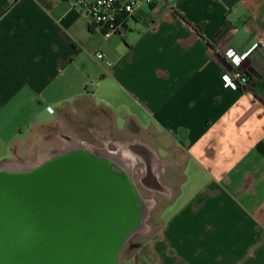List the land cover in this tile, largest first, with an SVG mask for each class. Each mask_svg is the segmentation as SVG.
Listing matches in <instances>:
<instances>
[{"label": "crops", "instance_id": "obj_1", "mask_svg": "<svg viewBox=\"0 0 264 264\" xmlns=\"http://www.w3.org/2000/svg\"><path fill=\"white\" fill-rule=\"evenodd\" d=\"M119 37L66 1L0 0V166L99 112L148 175L182 164L151 264H264V0L142 1Z\"/></svg>", "mask_w": 264, "mask_h": 264}, {"label": "water", "instance_id": "obj_2", "mask_svg": "<svg viewBox=\"0 0 264 264\" xmlns=\"http://www.w3.org/2000/svg\"><path fill=\"white\" fill-rule=\"evenodd\" d=\"M12 166H0V264H122L148 211L120 163L74 148Z\"/></svg>", "mask_w": 264, "mask_h": 264}, {"label": "rangeland", "instance_id": "obj_3", "mask_svg": "<svg viewBox=\"0 0 264 264\" xmlns=\"http://www.w3.org/2000/svg\"><path fill=\"white\" fill-rule=\"evenodd\" d=\"M112 38L119 39L120 37L119 35H115ZM94 113H95L94 116L92 113L87 114L85 116H80V114L75 115L74 118H78V119L82 118L79 124L77 125L75 124L76 126L67 125L64 123V119L67 118V114L65 113L64 116L65 118L61 119L60 121L61 126L58 129L63 130L73 136L76 135L78 136L81 134L83 135L81 137H85L82 139L87 138V140H89L90 145L100 149L103 148L107 149L109 152L111 151V153H116V154L120 153V151L118 150L119 147L116 148L113 144L108 146L106 145L103 146V144H101L100 141L93 139L92 136L90 135L85 136V134H83V130L84 131L86 130V126H89L90 122L93 123L98 121L99 125L97 126V130L101 131L102 133H106L107 135L109 134L108 136L109 138L107 141H114L116 145H122L123 150H128L130 148L128 147V145L133 144V142L136 141V140L130 141V139H132L135 136L134 133L131 134L129 132L128 138H122L118 135L117 132H111L110 134L108 131L99 128L100 124H102L104 120H107V122L109 123V120L107 119L108 116L102 115L101 117H98L96 115L99 112H94ZM90 118L92 119V121L90 120ZM103 125H104L103 127L106 128L107 123H103ZM106 134L104 136H106ZM46 135L48 137L49 134ZM51 137L52 136H50V138ZM145 138L147 139V137H144L142 139ZM107 141H104V143H106ZM41 142L42 143L40 145L34 147V152L35 150L42 152L47 147H54L60 145L58 142L56 143L53 142L45 143L44 141ZM130 149L132 150L130 152H132L137 157L133 169L131 171V173L133 174V179L143 199L146 200L147 202H152L153 207L147 212L145 220L140 230L137 233H135L126 243L121 253L120 261L122 264H151L153 262L151 243L160 236L163 227L164 210L178 192L179 184L181 182L180 171L182 164L179 162V164L172 165L170 162L166 161V159H162L161 161H159V165L155 168L154 174L152 173L150 175H146L145 172L143 173V169H145L146 163L140 160L141 154L139 150L132 148ZM42 161L43 160H41V158H39L38 161V158L35 157V153H34V155H32L31 157L21 156V158H17L13 160L15 165H13L12 167L25 169L38 165ZM173 168L175 170L174 172L176 178L172 177V174H170Z\"/></svg>", "mask_w": 264, "mask_h": 264}, {"label": "built area", "instance_id": "obj_4", "mask_svg": "<svg viewBox=\"0 0 264 264\" xmlns=\"http://www.w3.org/2000/svg\"><path fill=\"white\" fill-rule=\"evenodd\" d=\"M70 3L74 8L83 9L91 19L92 29L98 30L104 39H110L115 35H126L127 23L135 13L136 7L142 1L152 0H62ZM172 2L173 0H165ZM249 51H251L249 49ZM226 57L230 60L235 56L233 50H227ZM98 60L105 57L97 52L94 55ZM246 56V55H245ZM110 65V62H107ZM225 86L239 89L249 84L248 77L239 70L233 76L223 77Z\"/></svg>", "mask_w": 264, "mask_h": 264}, {"label": "flooded vegetation", "instance_id": "obj_5", "mask_svg": "<svg viewBox=\"0 0 264 264\" xmlns=\"http://www.w3.org/2000/svg\"><path fill=\"white\" fill-rule=\"evenodd\" d=\"M52 128H53V130L48 133L49 135H48L47 139H44L43 141L45 143H51V142L56 143V142H58L60 145L54 146V147H47L42 152H39L38 150H36V152H34V153H35V157L38 158V161H39V158H41V156H48L49 157V156L53 155L55 152L71 149L74 147H77V148L88 147V148H92L94 150H97L100 153L101 152L102 153H111V151L109 152L107 149H104V148L100 149V148H97V147L90 145L89 140H87V138L82 139L85 137H81V136H83L81 134L78 136L77 135L73 136V135L68 134L67 132H65L63 130L58 129L59 127H57V126L52 127ZM83 134H85V136L86 135L92 136L93 139L100 141L101 144H103V146H105V145L108 146V145L113 144L116 148L119 147L118 150L122 149V145H116L114 143V141H109V143H107V144L104 143V135H101V132L92 131V129L89 126H86V130L85 131L83 130ZM50 136H52V137L50 138ZM71 145L74 147H72ZM128 147H130V148L133 147L134 149L139 150V152L142 150V148L138 144H130ZM143 149H145V148H143ZM34 153L29 155V156L31 157L32 155H34ZM144 156H146L145 157L146 158L145 163H146V169L148 170V168L150 169L151 168L150 166L153 165L152 161L154 160V157L149 155V153L144 155ZM12 164L15 165L14 162H12ZM146 169H143V173L145 172L146 175H148V171H146ZM132 176H133V174H132Z\"/></svg>", "mask_w": 264, "mask_h": 264}, {"label": "bare ground", "instance_id": "obj_6", "mask_svg": "<svg viewBox=\"0 0 264 264\" xmlns=\"http://www.w3.org/2000/svg\"><path fill=\"white\" fill-rule=\"evenodd\" d=\"M72 147H74V146H72ZM74 148H77V147H74ZM74 148H71V149H74ZM85 148L88 149V150H92V151L94 150V149L88 148V147H85ZM131 148L134 149L133 147H131ZM71 149H69V150H71ZM128 150L120 149L119 150L120 151L119 154H116V153H105V154H108V156H110L113 160H115L116 162L120 163L126 169V171H128L132 175L131 171L133 169V166H134V163H135L137 157L132 152H130V151H132L131 149L129 151ZM95 151H97V150H95ZM140 154H141V159L140 160H143L144 163H145L146 162V158H145L146 156H144V152L140 151ZM46 158H48V157L41 156V160H44ZM14 168H17V167H14ZM18 169H21V168H18ZM152 207H153V203L152 202H147V211H149Z\"/></svg>", "mask_w": 264, "mask_h": 264}]
</instances>
